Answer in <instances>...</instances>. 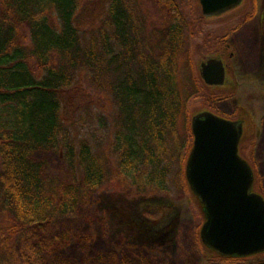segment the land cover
Segmentation results:
<instances>
[{
  "label": "trees",
  "instance_id": "obj_1",
  "mask_svg": "<svg viewBox=\"0 0 264 264\" xmlns=\"http://www.w3.org/2000/svg\"><path fill=\"white\" fill-rule=\"evenodd\" d=\"M84 1L0 0V264H15L17 237L76 211L75 195L58 178L44 176L36 151L61 157L77 185L72 191L93 193L119 181L144 196L167 194L173 179L176 189L191 193L181 165L192 142L187 102L198 96L199 110L215 111L214 104L233 92L231 85H205L197 72V58L227 51L221 39L229 31H206L190 47L187 33L200 34L206 22L198 0H156L155 24L138 0H90L84 10L101 5L105 14L93 29L77 19ZM255 6L256 0H248L240 15L251 18ZM261 15L264 35V0ZM80 81L114 107L112 137L100 149L94 134L77 135L66 115L65 103L76 106L82 94ZM250 125L239 145L242 157L252 144ZM175 163L178 173L172 171ZM149 206L155 215L168 207ZM198 242L202 247L200 237ZM203 249L224 261L243 258Z\"/></svg>",
  "mask_w": 264,
  "mask_h": 264
},
{
  "label": "rangeland",
  "instance_id": "obj_2",
  "mask_svg": "<svg viewBox=\"0 0 264 264\" xmlns=\"http://www.w3.org/2000/svg\"><path fill=\"white\" fill-rule=\"evenodd\" d=\"M88 1L90 0L82 3L77 19L84 29H89L85 26L93 29L105 14L104 11L101 12V5L99 8L95 6L84 10L82 7ZM138 1L142 11L155 24L160 16L156 0ZM247 3L248 0H243L242 5ZM244 6H239L233 14L228 13L221 18H206L203 31L191 37L187 33L186 38L191 47L202 42L206 31L210 30L216 35L222 27L223 30L229 29L224 46L228 53H233L230 58L225 56L230 67L233 92L218 100L214 109L228 117H235L238 107L242 116H245L242 111L248 112V124L251 122L249 127L254 131L249 140L252 144L249 143L245 149L243 158L250 165V160L253 162L251 167L257 185L254 189L264 198V43L260 23L262 0H256V10L247 20L240 15ZM210 54L208 52L197 58L196 65L200 58L204 59ZM77 85L82 88V94L79 92L76 96V106L65 103L66 115L74 121L77 135L92 133L93 145L98 149L103 148L112 137L113 104L105 94L86 82L80 81ZM199 103L198 96L189 100L188 113L190 109L192 115L201 111ZM100 112L104 122L97 115ZM183 121L182 117L178 124L181 131ZM33 158L42 163L44 176L58 178L63 182L64 190L75 195L76 211L55 225H43L31 230L29 234L17 237L15 264H264V253L234 261L220 260L208 254L198 242L203 222L198 203L189 191L181 192L176 189L173 179L167 183L169 195L157 192L144 196L130 189L129 184L124 185L119 181L107 183L93 193L72 191V187L77 185L73 183L71 171L56 152L39 150L34 153ZM178 164L172 166L174 173L179 171ZM181 165L182 168L185 167L183 159ZM163 204L168 205L167 209H156V215L149 206L157 208L159 205L161 208ZM144 208L149 211H143Z\"/></svg>",
  "mask_w": 264,
  "mask_h": 264
},
{
  "label": "water",
  "instance_id": "obj_3",
  "mask_svg": "<svg viewBox=\"0 0 264 264\" xmlns=\"http://www.w3.org/2000/svg\"><path fill=\"white\" fill-rule=\"evenodd\" d=\"M243 0H199L206 18H220L241 6ZM199 77L207 86L225 81L219 54L197 62ZM231 120L210 110L191 117L193 142L184 175L197 201L203 222L201 243L222 257H248L264 252V198L253 189L254 171L239 154L248 129V112Z\"/></svg>",
  "mask_w": 264,
  "mask_h": 264
},
{
  "label": "flooded vegetation",
  "instance_id": "obj_4",
  "mask_svg": "<svg viewBox=\"0 0 264 264\" xmlns=\"http://www.w3.org/2000/svg\"><path fill=\"white\" fill-rule=\"evenodd\" d=\"M260 19H263V16L261 15L260 16ZM261 23V22H260ZM262 32V31H261ZM262 35V34H261ZM261 38H262V43H264V37H263V35L261 36ZM225 40H223V39H221V42L223 43ZM219 53V55H220V57H221V59L223 60V64H224V67H225V81H224V83L222 84V85H231V86H234L233 85V82H231V77L229 76V71H230V67H229V64H228V62H227V60H228V58H230L231 56H232V54L233 53H228L227 51H225V52H218ZM225 56H227V57H225ZM239 110V111H238ZM238 110H237V112L235 113V117H228V116H223V117H226V118H228V119H231V120H236V119H238L239 118V116L240 115H242L241 114V110L239 109V107H238ZM218 114V113H217ZM241 117V116H240Z\"/></svg>",
  "mask_w": 264,
  "mask_h": 264
},
{
  "label": "bare ground",
  "instance_id": "obj_5",
  "mask_svg": "<svg viewBox=\"0 0 264 264\" xmlns=\"http://www.w3.org/2000/svg\"><path fill=\"white\" fill-rule=\"evenodd\" d=\"M198 3H199V0H198ZM231 14H233V13H231ZM213 54H217V53H213ZM212 55V54H211ZM222 85V84H221ZM221 85H216V86H221ZM210 111H212V112H216V111H213V110H210ZM192 142H193V136H192ZM192 142H191V145H192Z\"/></svg>",
  "mask_w": 264,
  "mask_h": 264
}]
</instances>
